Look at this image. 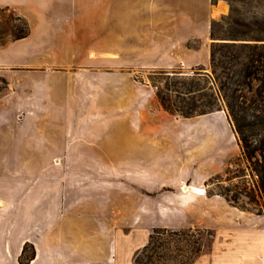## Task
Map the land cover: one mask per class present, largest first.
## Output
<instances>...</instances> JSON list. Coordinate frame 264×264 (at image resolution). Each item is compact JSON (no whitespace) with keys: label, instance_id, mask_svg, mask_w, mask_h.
Returning a JSON list of instances; mask_svg holds the SVG:
<instances>
[{"label":"crops","instance_id":"obj_1","mask_svg":"<svg viewBox=\"0 0 264 264\" xmlns=\"http://www.w3.org/2000/svg\"><path fill=\"white\" fill-rule=\"evenodd\" d=\"M183 1L0 0L29 26L27 36L0 44V264H21L25 244L34 249L26 264H133L155 228L212 232L209 250L188 264H264V211L206 191L205 181L237 153L224 109L163 114L177 126L172 131L143 127L142 95L148 101L153 91L143 92L124 71L89 78V60H77L85 45H72L89 41L90 57L120 68L141 66L134 59L141 57L207 67L216 2L208 0L198 24ZM74 63L82 78L57 69ZM61 84L68 86L64 97L57 96ZM76 104L86 111H70ZM99 126L106 133L117 126L122 139L113 171L42 164L41 154L105 152ZM184 150L188 157L178 160ZM159 153L168 159L158 160ZM89 189L96 192L90 199Z\"/></svg>","mask_w":264,"mask_h":264},{"label":"rangeland","instance_id":"obj_2","mask_svg":"<svg viewBox=\"0 0 264 264\" xmlns=\"http://www.w3.org/2000/svg\"><path fill=\"white\" fill-rule=\"evenodd\" d=\"M217 1L225 4L224 11L216 14V19L211 21L221 22L228 17L230 4L226 0ZM184 2H186L185 10L190 17L196 20L198 24H202L207 17L208 0H185ZM241 10L246 12V16H249V12H256L258 19L263 16L260 15L263 10L262 7L254 8L244 4L241 5ZM18 16L12 9L0 7V43L13 39V35L23 29V23ZM221 29L224 30L225 28L222 27ZM223 33L225 31L218 32L216 37L219 39L216 40L217 42H233L235 45L239 42H254V40L220 39ZM209 40L211 44L210 35ZM75 43L85 45L84 47L79 45L78 50L83 55L78 56L77 60H89V78L92 76H103V73H101L103 71H124L127 72L126 76L128 79H134L138 84H141L143 92L144 90L153 91L148 101L144 98L147 97L145 92L142 95L143 127L165 128L168 131H172L177 126H173L171 122L166 121L167 119H163V114L166 116L165 118L170 117V115L183 118L185 113L194 116L203 114V112L213 108H223L236 138L237 153L235 156L225 160L223 168L205 181L207 194H220L229 204L240 209L255 213L264 211V180L262 172L264 169V82H260L255 78L238 76L241 68L240 63L247 60V50H243L240 53V50L236 47L231 49L224 46H216V57L222 58L223 54L226 55V57H223L224 59L230 60V66L234 70L232 78L242 80V83L236 86L237 90L235 93L238 96L237 102L240 106V112H243L245 116V119L242 120V123H244V134L255 148V152L251 157H247L241 147L238 134L228 115V109L219 89L220 81L227 82L224 77L226 74L221 73V71L216 74L213 73L210 59L207 67L195 65L184 68L179 57H141L134 58L137 64L141 66L120 68L103 61L102 57H90L89 46L91 42L78 41L72 42V45H75ZM196 44L197 42H190L192 46ZM81 49H83L82 52ZM64 59L70 61L71 58L66 55ZM75 64L58 67L57 69L67 72L70 76H75L73 78H82V74L78 72L81 67ZM168 64L170 66H167ZM228 73L231 75L232 71L228 70ZM259 74L256 76L263 75ZM4 85L5 80L0 78V89ZM56 91L57 96L64 97V94L68 92V86L58 85ZM78 91L81 92L80 89ZM163 104L169 108V111L165 109ZM82 108H84L83 105L76 104L71 107L72 110L70 111L77 110V112H81ZM82 111L85 112L86 110ZM107 115L109 113H106ZM112 128L117 131V126ZM107 130L105 127L99 126L95 130L99 138L94 137L98 138V143L102 145L105 152L41 154L40 158L42 157L43 159L40 160L42 164H53L54 161H59L60 163L58 164H89V171H95L92 167H96L98 164H105V167L109 169L104 170L105 172L113 171V165L111 164H117L121 160V156H123L119 152V146H122L123 143L121 144L122 139L118 132L113 133L114 131L111 129L110 132L106 133ZM186 156L188 157L187 150L176 154L178 160H186ZM163 157L164 155L160 156V153L158 154V160L168 159ZM68 170L70 169H63V171ZM108 176L111 179L116 175L108 174ZM92 178L89 183L91 180H97L99 176ZM93 193H96L95 190L89 189V199ZM108 217L109 223L112 224L115 217L111 214ZM211 243L212 232L210 230L201 228H155L150 232L147 243L134 255L133 264H188L199 253L207 252ZM28 251L29 248L27 253Z\"/></svg>","mask_w":264,"mask_h":264},{"label":"trees","instance_id":"obj_3","mask_svg":"<svg viewBox=\"0 0 264 264\" xmlns=\"http://www.w3.org/2000/svg\"><path fill=\"white\" fill-rule=\"evenodd\" d=\"M212 2H216L217 0H211ZM230 4V13L226 19H223L221 22L211 21L209 26V35L212 39L210 44V52L209 59L210 65L212 67L213 73H217L221 71V73L226 74L224 77L227 79V82L220 81L219 89L222 92V96L224 98L226 107L228 109V115L230 116L232 123L234 125V129L238 134V139L241 143V147L247 157H251L255 152L254 146L249 142L248 137L244 134L243 127L244 123L242 120L245 119L244 113L240 112V106L237 102L236 90L238 85L242 83V80L233 79L232 75L234 70L231 68L230 60H226L223 57L226 55L222 54V58L216 57V46H224L231 49L238 48L240 53L243 50L248 51L247 60L243 61L241 64L240 71L238 72V76L242 78L250 77L258 79L260 82H264V0H226ZM247 5L248 7L254 8H263L260 15H263L261 19H258V15L256 12H249V16H246V12L241 10V5ZM19 20L23 23V29L18 33L13 35V39H19L27 36L29 32V26L26 20L20 16H18ZM225 29L222 30L221 28ZM219 31H225L222 34V38L220 39H231V40H254V42H239L229 43L226 41L217 42L219 39L216 36ZM2 44V43H0ZM219 69V70H218ZM232 71V74L228 73ZM262 76H256L258 75ZM164 106V104H163ZM165 107V106H164ZM166 110L169 111V108L165 107ZM219 108H213L206 112H211L217 110ZM203 112V113H206ZM183 116L188 117L192 116L189 113L183 114ZM263 172V180H264V169ZM29 251L27 253V249ZM34 256V249L31 245L25 244L22 248L21 252V264H26L28 260L32 259ZM136 263V262H135Z\"/></svg>","mask_w":264,"mask_h":264},{"label":"bare ground","instance_id":"obj_4","mask_svg":"<svg viewBox=\"0 0 264 264\" xmlns=\"http://www.w3.org/2000/svg\"><path fill=\"white\" fill-rule=\"evenodd\" d=\"M223 10L224 9H223L222 3L221 2H217L216 8H215V13L218 14L219 12H222ZM92 57H93V55H92ZM197 190L201 191V188H199Z\"/></svg>","mask_w":264,"mask_h":264},{"label":"water","instance_id":"obj_5","mask_svg":"<svg viewBox=\"0 0 264 264\" xmlns=\"http://www.w3.org/2000/svg\"><path fill=\"white\" fill-rule=\"evenodd\" d=\"M218 1H216V4H217Z\"/></svg>","mask_w":264,"mask_h":264}]
</instances>
